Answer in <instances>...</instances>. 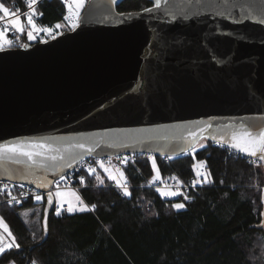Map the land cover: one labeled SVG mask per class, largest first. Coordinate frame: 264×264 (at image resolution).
Wrapping results in <instances>:
<instances>
[{
	"label": "water",
	"instance_id": "obj_1",
	"mask_svg": "<svg viewBox=\"0 0 264 264\" xmlns=\"http://www.w3.org/2000/svg\"><path fill=\"white\" fill-rule=\"evenodd\" d=\"M124 1L90 0L75 31L0 52V146L46 139L94 147L83 159L176 157L181 133L211 124L207 140L220 144L241 124L264 126V0H160L159 10L146 0L153 12L120 13ZM82 160L0 162L1 180L47 191L42 243L48 190Z\"/></svg>",
	"mask_w": 264,
	"mask_h": 264
},
{
	"label": "trees",
	"instance_id": "obj_2",
	"mask_svg": "<svg viewBox=\"0 0 264 264\" xmlns=\"http://www.w3.org/2000/svg\"><path fill=\"white\" fill-rule=\"evenodd\" d=\"M0 2L9 10L24 4V0ZM152 5L126 0L117 10L136 12ZM36 11L42 13L36 18L40 25L53 27L61 22L63 3L45 0ZM22 38L26 39L24 34ZM153 158L159 178L151 159L124 165L130 196L114 189L115 182L103 169H96L103 185L87 173L82 195L90 207L95 205V213L87 209L57 216L54 200L43 243L45 203L0 207L3 223L20 244L0 255V264H264V163L254 167L247 158L229 157L211 141L194 155L170 157L168 162ZM199 161H206L202 169L210 172L212 182L197 185L190 202L178 196L164 199L147 184L149 179L174 177L189 182L196 178L193 166ZM177 201H184L186 208H173ZM26 211L30 213L25 215Z\"/></svg>",
	"mask_w": 264,
	"mask_h": 264
},
{
	"label": "snow or ice",
	"instance_id": "obj_3",
	"mask_svg": "<svg viewBox=\"0 0 264 264\" xmlns=\"http://www.w3.org/2000/svg\"><path fill=\"white\" fill-rule=\"evenodd\" d=\"M62 2L67 7V14L64 16V20L68 22L67 26L70 31H75L80 27L82 22L81 11L85 7V0H62ZM37 3V0H28L27 6L32 8L33 11L26 13L23 17L15 15L9 10L3 2H0V13H2V18H0V52H5L11 47H13V40L9 38L8 33L13 32L15 35L19 33L23 35L25 33V26H30V30L27 31V38L29 40H34L37 38L35 34L45 33L48 36L54 35V30L61 29L64 25L57 23L53 27H44L39 25L36 22V18L42 15L34 9V5ZM112 3L115 4L116 0H112ZM167 3V0H165ZM161 8L160 0H155V10ZM255 9H253L254 11ZM145 12H153V8L144 9ZM174 15V13H172ZM6 18V21L3 19ZM259 23L264 24V19H261ZM62 34V33H60ZM23 48H28V44H22ZM212 128L211 124L206 126H201L198 131H188L187 135L181 133L179 140L183 142V146L179 148L180 154H195L196 145L200 140L212 139L216 141V137L209 133V130ZM209 133V135H204ZM221 147H230L233 150H236L240 153L246 154L249 157H257L260 160H264V126H257L255 124H241L239 130H234L230 137H221L220 138ZM201 148L206 147V145L201 144ZM79 149L80 151H76ZM95 151L94 147L87 146L84 143H75L68 147L63 146H54L46 139L41 140H27V141H18L16 144H4L0 146V162H10L16 165H25L29 171L35 170H47L50 166L59 167L61 170L65 166H71L73 161L82 160L83 153L92 155ZM129 158L124 157L123 162L127 164ZM152 167L156 172V177L159 178V169L156 165L155 158H151ZM51 162V163H50ZM135 161L133 160V163ZM101 169L108 174V178L115 182L117 188L121 189L124 196H130L131 192L129 191V181L125 176L123 171H119V176L113 175L108 167L105 166L104 160L98 161ZM110 163V162H109ZM199 167L196 165L193 166L194 171L196 172V179L192 181V187H196L198 184L202 183H211L209 179L210 172L201 171L205 167L206 161H199ZM89 175H94L95 180L99 181L101 185L104 184V179L96 171L94 167L89 166L88 168ZM35 175V172L31 173ZM173 179H176L175 177ZM37 183L38 187H45L44 183L39 181H33ZM80 183L85 184L83 177L80 178ZM223 183V181H221ZM182 186V183H181ZM157 191L160 192L161 196L164 197H174L177 195H183L185 200H188L189 197L184 195L179 191L165 190L157 188ZM11 196V193H9ZM68 193L57 191L55 197L59 199V208L68 213H74L75 211L84 212L88 209V205L85 204L81 196L73 191L71 195L75 197L76 203L74 204L71 200L67 199L66 196ZM44 199L40 195L35 196L36 201H41ZM12 201H16V196H11ZM18 202V201H17ZM47 203L49 206L53 203V194L49 193L47 196ZM67 204V208H64V205ZM176 210L184 209L186 205L184 203H174L172 205ZM92 208H95V205H92ZM57 216L61 215V211L57 210L55 213ZM3 218H0L2 221ZM45 225V234H47V220L44 221ZM5 231L8 232V236L11 237V242L6 245L7 249H12L13 246L16 249L20 248V244L16 243L15 236L12 235L11 231L7 230L5 225ZM3 237H0V255H3L5 252V245L3 244ZM10 264H14L10 262Z\"/></svg>",
	"mask_w": 264,
	"mask_h": 264
},
{
	"label": "built area",
	"instance_id": "obj_4",
	"mask_svg": "<svg viewBox=\"0 0 264 264\" xmlns=\"http://www.w3.org/2000/svg\"><path fill=\"white\" fill-rule=\"evenodd\" d=\"M44 1L45 0H37V3L34 5L35 11L40 6V4H42ZM89 1L90 0H85L86 5L88 4ZM27 4H28V0H24L23 5L14 6L12 9H10V11L13 12L17 16L23 17L26 13L33 11L32 8H29L27 6ZM66 14H67V7L63 3V12H62V17H61V22H60V24L64 25L62 32H66V31L71 32L67 26L68 22L64 20V16ZM81 16H83L82 12H81ZM0 18H2V16ZM3 19L6 21V18H3ZM15 35L13 38V42L16 43L17 48H21L22 44H27V42L17 40V37ZM213 144L218 148L226 150L229 157L247 158L249 163L252 164L254 167H257L263 163V160H260L258 157L257 158L245 157V156L241 155L240 153H238V152H236L230 148L221 147L220 144H218V143H213ZM154 156H156V155L150 154V153H140V154L119 155V156H106V157H101V158H95L92 156L85 158L74 169H72L68 175L56 180L53 183L52 187L48 190V193L53 194V193L57 192L58 190L61 191V190L68 189V190L77 192L81 196V198L84 200L82 193H83L84 189L86 188V185L85 184L82 185L80 183V178L83 177L84 180L86 179V174L88 173L89 166L94 167L95 169H98V168H100L98 161L104 160L105 166L108 167L110 171L119 175V171H122L124 165H127L128 163H133V160L135 161L134 163H136L138 159H143V158L144 159H151ZM124 157L129 158L127 164H125L123 162ZM160 157H162L164 159V161H166V162H168L170 159V156H164L163 155ZM202 171H205V170L202 169ZM194 179H196V178H192L189 182H181V181L176 180V179L165 180V181L149 179L147 184L149 187H152L155 189L166 187L172 191H179V192L183 193L184 195H187L189 197V199L185 200L183 195H178V197H181L186 202H190L193 199L192 198V190L195 188V187L191 186L192 181ZM181 183H182V186H181ZM198 185H200V184H198ZM113 187L119 193H123L121 189L116 187L115 183H114ZM9 193H11V196H16L17 200L12 201ZM36 195H40L44 199H42L41 201L38 202L35 200ZM46 195H47V191L38 189V188L33 187L31 185L13 182L10 180H1L0 179V207L24 205L26 203H42V202L45 203ZM84 202H85V204H87L85 200H84ZM64 208L66 209L67 205H65ZM88 209L92 213H95V211H96V208L93 209L90 206L88 207ZM62 211H64V210H62Z\"/></svg>",
	"mask_w": 264,
	"mask_h": 264
},
{
	"label": "rangeland",
	"instance_id": "obj_5",
	"mask_svg": "<svg viewBox=\"0 0 264 264\" xmlns=\"http://www.w3.org/2000/svg\"><path fill=\"white\" fill-rule=\"evenodd\" d=\"M85 7H86V3H85ZM85 7H84V9H85ZM84 9H82V13H83V11H84ZM37 22V21H36ZM38 23V22H37ZM39 24V23H38ZM40 25V24H39ZM62 29H63V27L61 28V29H56V30H54V34H55V36H57V35H59L60 33H62ZM30 30V26H27L26 28H25V33H24V36L26 37V41L27 42H29V43H35V42H37L38 40H40V39H43L42 41H45V40H47V37H48V35L47 34H45V33H39L38 35L37 34H35L34 33V35H36L37 36V38L36 39H34V40H29L28 38H27V31H29ZM9 33H12L13 34V32H9ZM8 33V34H9ZM9 36V35H8ZM16 37H17V40H21V41H24V42H26L25 40H22L23 38H22V35L21 34H19V33H16ZM10 38V37H9ZM10 39H12V38H10ZM13 40V39H12ZM14 43V42H13ZM16 44V43H15ZM207 139H205V140H201L198 144H197V146H196V150H195V152L196 151H198V150H200V149H202L201 147H200V145L201 144H203V145H206V143H207ZM263 163H264V160H263ZM196 166L197 167H199V164H198V162L196 163ZM263 167H264V165H263ZM201 171H202V169H201ZM112 172V171H111ZM103 173H104V175L108 178V174L107 173H105L104 171H103ZM112 174L113 175H116V176H119L118 174H116V173H114V172H112ZM101 176H102V174H101ZM111 180V179H110ZM113 181V180H112ZM263 188H264V186H263ZM160 189H165V190H170V189H168V188H166V187H164V188H160ZM62 192H66V193H68V195L66 196V198L67 199H69V200H71L74 204L76 203V201H75V197H73L72 195H71V193L73 192V191H71V190H68V189H65V190H61ZM56 193V192H55ZM55 193H53V198H54V200H55V204H56V207H57V210H60L61 212H62V210L59 208V199L58 198H56L55 197ZM159 194H160V192H159ZM160 196H161V194H160ZM178 196V195H177ZM177 196H174V197H171V198H168V197H164V196H161V197H163L164 199H175ZM176 203H184L185 204V202L184 201H177ZM65 205H67V204H65ZM64 205V206H65ZM186 205V204H185ZM186 208V207H185ZM184 208V209H185ZM184 209H180V210H184ZM56 210V211H57ZM179 210V211H180ZM30 213V211H26L25 212V215H27V214H29ZM1 218V217H0ZM7 230H9L8 229V227H7ZM0 232L4 235V237H5V239H6V242H5V251L6 250H8L7 249V247H6V245L8 244V243H10L11 242V237H9L8 236V232L7 231H5V224L3 223V221H0ZM14 247V246H13ZM10 264V263H9ZM15 264V263H14Z\"/></svg>",
	"mask_w": 264,
	"mask_h": 264
},
{
	"label": "flooded vegetation",
	"instance_id": "obj_6",
	"mask_svg": "<svg viewBox=\"0 0 264 264\" xmlns=\"http://www.w3.org/2000/svg\"><path fill=\"white\" fill-rule=\"evenodd\" d=\"M54 36H55V34L52 37H54Z\"/></svg>",
	"mask_w": 264,
	"mask_h": 264
},
{
	"label": "crops",
	"instance_id": "obj_7",
	"mask_svg": "<svg viewBox=\"0 0 264 264\" xmlns=\"http://www.w3.org/2000/svg\"><path fill=\"white\" fill-rule=\"evenodd\" d=\"M27 44H29V43L27 42Z\"/></svg>",
	"mask_w": 264,
	"mask_h": 264
}]
</instances>
